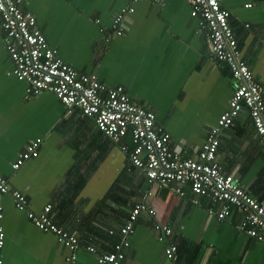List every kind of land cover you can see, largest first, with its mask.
Listing matches in <instances>:
<instances>
[{"label":"crops","instance_id":"1","mask_svg":"<svg viewBox=\"0 0 264 264\" xmlns=\"http://www.w3.org/2000/svg\"><path fill=\"white\" fill-rule=\"evenodd\" d=\"M219 1L242 58L264 86V0ZM128 5L134 11L122 35L106 40L113 16ZM21 7L65 63L94 72L108 86L122 85L150 108L171 134L174 152L194 155L228 105L234 80L228 65L212 57L190 0H22ZM11 68L0 38V173L36 212L52 204L54 222L79 240L75 264H99L84 246L110 251L132 208L143 202L155 214L138 215L121 264H167L154 221L171 228L167 241L177 244V264H264V241L238 229L239 211L220 221L210 212L220 205L208 197L190 191L181 197L149 183L92 119L69 111L52 92L27 94V83L7 73ZM35 137L42 140L38 155L13 170L11 163ZM124 143L131 147L128 138ZM215 160L264 204V146L247 108L220 130ZM1 202L2 264H65L68 251L54 234L38 229L9 194Z\"/></svg>","mask_w":264,"mask_h":264},{"label":"built area","instance_id":"2","mask_svg":"<svg viewBox=\"0 0 264 264\" xmlns=\"http://www.w3.org/2000/svg\"><path fill=\"white\" fill-rule=\"evenodd\" d=\"M190 3L191 17L205 34L212 57L228 65L234 80L227 107L205 132L203 143L194 155L174 152L169 131L158 123L150 108L133 101L122 85L108 86L94 72H79L65 63L39 29L35 16L22 9V0H0V38L12 62V68L7 73L27 83V94L52 92L69 111L77 108L84 116L92 119L104 136L127 151L130 163L139 169L149 183L170 188L181 197H187V191L196 197H208L220 205L218 210L210 208V212L220 221L227 218L233 208L236 209L241 214L238 229L247 236L264 241V204L250 195L215 160L220 130L231 126L243 107L248 109L255 131L264 146V86L255 79L251 68L241 56L229 24V11L219 0H190ZM246 6H250V3H246ZM133 11L134 7L128 5L113 16L111 32L106 34V40L122 35L124 19ZM126 138L130 141V148L124 143ZM41 141L39 137L30 139L11 163V168L17 170L25 161L36 157ZM4 194L12 197L15 208L25 212L38 229L55 235L68 251L65 264L76 263L79 240L74 233L54 222L52 204L47 203L41 211L36 212L26 195L11 187L7 177L1 173L0 248L4 244L1 202ZM143 211L151 216L155 214L146 202L136 204L125 224L118 229L120 240L112 245L110 251L97 253L91 244L84 248L96 256L99 264H121L123 249L129 244L128 237L133 231L134 222ZM153 228L157 232L158 241L164 243L167 264H177V244L173 240L167 241L171 228L157 221H154ZM113 232L109 230L110 234Z\"/></svg>","mask_w":264,"mask_h":264},{"label":"trees","instance_id":"3","mask_svg":"<svg viewBox=\"0 0 264 264\" xmlns=\"http://www.w3.org/2000/svg\"><path fill=\"white\" fill-rule=\"evenodd\" d=\"M119 234V233H118ZM120 236V235H119Z\"/></svg>","mask_w":264,"mask_h":264},{"label":"bare ground","instance_id":"4","mask_svg":"<svg viewBox=\"0 0 264 264\" xmlns=\"http://www.w3.org/2000/svg\"><path fill=\"white\" fill-rule=\"evenodd\" d=\"M229 128V127H228Z\"/></svg>","mask_w":264,"mask_h":264}]
</instances>
